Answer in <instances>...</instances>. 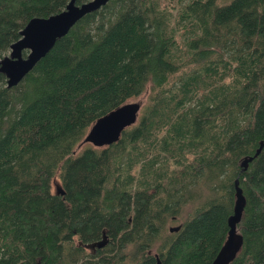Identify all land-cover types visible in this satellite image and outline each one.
Returning a JSON list of instances; mask_svg holds the SVG:
<instances>
[{"label":"trees","instance_id":"16d2710c","mask_svg":"<svg viewBox=\"0 0 264 264\" xmlns=\"http://www.w3.org/2000/svg\"><path fill=\"white\" fill-rule=\"evenodd\" d=\"M68 1L0 0V58ZM147 87L118 140L79 146ZM261 141L264 0H108L15 85L0 71V264H210L236 178L242 243L228 264H264V146L241 165Z\"/></svg>","mask_w":264,"mask_h":264},{"label":"water","instance_id":"95a60500","mask_svg":"<svg viewBox=\"0 0 264 264\" xmlns=\"http://www.w3.org/2000/svg\"><path fill=\"white\" fill-rule=\"evenodd\" d=\"M108 0H87L75 3L69 0L65 7L47 16H33L20 30V37L10 44L8 53L0 58V71L6 75L7 85H15L24 75L44 56L53 46L55 40L66 34L73 24L86 13L98 9ZM25 51V53H24ZM143 104L141 100H128L100 115L90 125L79 146L90 143L93 146H104L118 140L121 131L137 120L139 110ZM264 146L261 141L253 152L246 155L242 161V169L252 160ZM55 192L63 193L58 182H54ZM235 201L232 213L227 217V238L210 264H228L238 252L242 235L236 231V223L240 220L245 205V197L239 185V179L234 180ZM179 224L169 227L177 230ZM108 238L103 232L102 237L92 245L104 246Z\"/></svg>","mask_w":264,"mask_h":264},{"label":"rangeland","instance_id":"374dc122","mask_svg":"<svg viewBox=\"0 0 264 264\" xmlns=\"http://www.w3.org/2000/svg\"><path fill=\"white\" fill-rule=\"evenodd\" d=\"M8 51H9V50H8ZM8 51H7L6 53H8ZM147 93H148V87H147L146 90H145L142 94H140L138 97L133 98V99H130V100H141V101L144 102V101H146ZM185 216H186V214H182L181 217H180L178 220H175V221L169 223V226L177 225V223H179V221H180L183 217H185Z\"/></svg>","mask_w":264,"mask_h":264},{"label":"flooded vegetation","instance_id":"af4514ba","mask_svg":"<svg viewBox=\"0 0 264 264\" xmlns=\"http://www.w3.org/2000/svg\"><path fill=\"white\" fill-rule=\"evenodd\" d=\"M102 237V236H101ZM99 240V239H98ZM97 241V240H96ZM96 241H94V242H96ZM94 242H92V243H89L88 244V248L89 249H91L92 250V252H95L96 251V248H98V247H96V245H92ZM108 242V241H107ZM106 245V244H105ZM104 245V246H105ZM100 248V247H99Z\"/></svg>","mask_w":264,"mask_h":264}]
</instances>
